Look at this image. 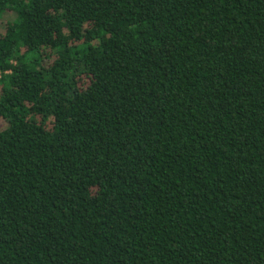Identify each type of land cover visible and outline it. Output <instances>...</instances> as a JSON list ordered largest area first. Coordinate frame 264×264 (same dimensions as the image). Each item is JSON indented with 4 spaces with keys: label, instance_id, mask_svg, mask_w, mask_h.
<instances>
[{
    "label": "trees",
    "instance_id": "obj_1",
    "mask_svg": "<svg viewBox=\"0 0 264 264\" xmlns=\"http://www.w3.org/2000/svg\"><path fill=\"white\" fill-rule=\"evenodd\" d=\"M0 264H264V0H0Z\"/></svg>",
    "mask_w": 264,
    "mask_h": 264
}]
</instances>
